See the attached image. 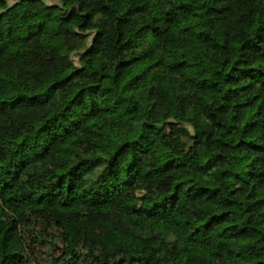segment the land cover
I'll return each instance as SVG.
<instances>
[{
  "label": "trees",
  "instance_id": "trees-1",
  "mask_svg": "<svg viewBox=\"0 0 264 264\" xmlns=\"http://www.w3.org/2000/svg\"><path fill=\"white\" fill-rule=\"evenodd\" d=\"M43 240L264 264V0H0V264Z\"/></svg>",
  "mask_w": 264,
  "mask_h": 264
},
{
  "label": "rangeland",
  "instance_id": "rangeland-1",
  "mask_svg": "<svg viewBox=\"0 0 264 264\" xmlns=\"http://www.w3.org/2000/svg\"><path fill=\"white\" fill-rule=\"evenodd\" d=\"M16 0H7L8 4L13 3ZM46 4H50V3H58L59 0H43ZM157 230H160V226L156 227ZM44 225L38 223L36 225H34L33 227H28L26 229V234L31 237H29L28 239V244H29V240L33 239L32 237H34V235H37L39 237V233H44ZM35 239V238H34ZM34 254L33 257L30 259L32 264H52L53 260L51 258V256L53 254L57 255V252H55L53 250V247L46 242V240H43L41 243L38 242V244L34 245ZM84 264V263H83Z\"/></svg>",
  "mask_w": 264,
  "mask_h": 264
}]
</instances>
